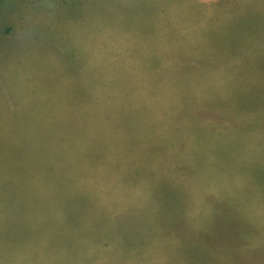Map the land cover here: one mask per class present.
<instances>
[{"label": "rangeland", "instance_id": "374dc122", "mask_svg": "<svg viewBox=\"0 0 264 264\" xmlns=\"http://www.w3.org/2000/svg\"><path fill=\"white\" fill-rule=\"evenodd\" d=\"M0 264H264V0H1Z\"/></svg>", "mask_w": 264, "mask_h": 264}, {"label": "trees", "instance_id": "16d2710c", "mask_svg": "<svg viewBox=\"0 0 264 264\" xmlns=\"http://www.w3.org/2000/svg\"><path fill=\"white\" fill-rule=\"evenodd\" d=\"M0 2H1V0H0Z\"/></svg>", "mask_w": 264, "mask_h": 264}]
</instances>
